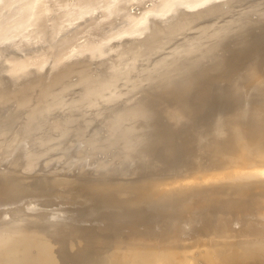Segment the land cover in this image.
Wrapping results in <instances>:
<instances>
[{
    "label": "bare ground",
    "instance_id": "obj_1",
    "mask_svg": "<svg viewBox=\"0 0 264 264\" xmlns=\"http://www.w3.org/2000/svg\"><path fill=\"white\" fill-rule=\"evenodd\" d=\"M199 2L0 0V264H264V0Z\"/></svg>",
    "mask_w": 264,
    "mask_h": 264
},
{
    "label": "rangeland",
    "instance_id": "obj_2",
    "mask_svg": "<svg viewBox=\"0 0 264 264\" xmlns=\"http://www.w3.org/2000/svg\"><path fill=\"white\" fill-rule=\"evenodd\" d=\"M251 86L252 85H250V83H248L247 84V88H251ZM235 88V87H234ZM213 93H215V92H212V93H209L208 95H207V98H206V95L205 96H203L204 98H203V100H204V104H203V106H205V109H206V107H208L209 108V105L212 103V101H213V99H214V97H216L217 96V93L214 95ZM235 103H234V101H233V103H231V104H239V103H242L243 102V100H244V97L241 95V93H240V91H238V92H235ZM209 97V98H208ZM207 99V100H206ZM243 99V100H242ZM254 99H257V97H254ZM207 101H210V102H207ZM229 101V100H228ZM227 103H229L230 104V102H227ZM167 104H168V106L170 105L171 106V108H173V107H175L176 108V106H179L180 105V102L178 101H175V102H173V101H170V102H167ZM166 104V105H167ZM195 104H197V103H195ZM166 105H162V108H161V111L162 112H160V115H162V114H164V115H162L163 117H161L162 118V120L163 121H165V122H167L166 123V125L168 126H166L167 128H166V132H168V129L170 130V132L169 133H171L172 131V133L171 134H173L174 132L176 133L175 134V136H177V138H178V140H177V138H174L173 136V139H175L174 141H172V137H170L171 138V142L170 143H172V142H174L175 144H173V145H170V146H172V147H170V148H173V149H171V150H169L170 152H169V154H170V156L173 154V158H176V157H178L180 154H181V150H180V147H178L179 146V136H180V132H181V130H182V128L183 127H186V126H183L182 124H181V126H183L181 129H180V123H177V122H174V124H173V122L171 121V119H169L168 118V116H167V112H169L168 111V109L169 110H171L170 109V106L166 109L164 106H166ZM215 106H217V101H216V103L214 104ZM214 106V107H215ZM178 108V107H177ZM229 109L231 108V107H228ZM174 109V108H173ZM217 110H218V108H217ZM222 110H227V108H222ZM201 113L200 114H202V112H204V108H202V111H200ZM217 112V111H216ZM225 112V111H224ZM199 114V112H195L194 114H193V116L192 117H190L188 120H192L193 122H200V116L198 115ZM194 115H197V118H194ZM203 115H205L204 113L201 115L202 116V118H204L203 117ZM216 116V115H215ZM214 116V117H215ZM167 120H165V119ZM168 118V119H167ZM214 119V118H213ZM212 118H210V120H211V122H213L212 120H213ZM185 121H183L182 123H184ZM186 122H188L187 120H186ZM186 122H185V125H186ZM209 121H207V123H208ZM172 123V124H171ZM192 122H190V124H191ZM171 124V125H170ZM175 124H177L176 126H174L175 127V129H176V127H179V129L177 128L176 130H174V129H171V127L173 126V125H175ZM189 124V123H188ZM187 124V125H188ZM189 124V125H190ZM174 127H172V128H174ZM208 127V126H207ZM208 128H210V126L208 127ZM202 132V131H201ZM207 131H204L203 130V133H206ZM169 133H168V135H169ZM178 134H179V136H178ZM205 135H207V134H205ZM169 136H171V135H169ZM176 142H178L177 144H178V146H176ZM169 143V144H170ZM192 147L194 148L195 146H194V144H192ZM169 148V149H170ZM175 148V149H174ZM180 151H179V150ZM172 150H174V152L172 151ZM177 150V151H176ZM172 151V152H171ZM175 151H176V154H175ZM178 151H179V154H177L178 153ZM175 154V155H174ZM176 156V157H175ZM202 156H204L203 154H202ZM171 157V158H172ZM186 158H182L183 160L181 161V162H176V161H174V159H170V161L169 162H167V163H170L171 164V168H177L178 170L180 169V168H182V169H180V170H183V167H189L190 165H191V163L193 164V161H192V156H191V154H189V155H186L185 156ZM172 160V161H171ZM174 161V162H173ZM168 165V164H167ZM168 166H170V165H168ZM170 168V169H171ZM151 178H153V177H151ZM81 183V182H80ZM26 186L27 187H29L30 188V190H31V193H33V192H35V191H37V192H40V193H42V194H45V195H48V196H50V195H52V194H54L56 191H58L59 190V192L60 191H62V190H64V189H62V187H66L67 189L66 190H68L69 191V193H64V192H60L62 195H64L66 198H69L68 200H73V201H79V200H81L80 198L81 197H83L84 195H86V196H92V197H94V192L93 191H90L89 189H87L86 187H84V186H81V184H76V185H74V184H70V185H67V186H60L59 188L56 186V184H54L52 181L51 182H49V181H44V180H28V183L26 184ZM9 186L8 185H5V184H2L1 182H0V199H6L7 198V196L6 197H4V195L5 194H7L8 193V188ZM84 187V188H83ZM55 188V189H54ZM82 188V190L81 191H79V189H81ZM53 189L54 190H56V191H53ZM80 193H82V194H80Z\"/></svg>",
    "mask_w": 264,
    "mask_h": 264
},
{
    "label": "snow or ice",
    "instance_id": "obj_3",
    "mask_svg": "<svg viewBox=\"0 0 264 264\" xmlns=\"http://www.w3.org/2000/svg\"><path fill=\"white\" fill-rule=\"evenodd\" d=\"M182 7H187V5H181ZM196 7L206 8L207 11L211 12L215 9L222 7L217 0H200L196 4ZM224 37H221L223 40ZM177 57L182 55L181 50H177ZM179 60H177V64ZM177 64H169L167 66H161L160 64L153 65L146 70L144 74L143 84L144 87L139 89L136 95L131 96L127 103H134V106L143 108L146 112L149 111L154 103L153 90L155 86L159 83H163L165 79L171 76L175 71H177ZM98 95H100L98 93ZM107 98L101 97V101L97 104L99 108H105L107 104ZM101 136L106 134V129L101 127L97 130Z\"/></svg>",
    "mask_w": 264,
    "mask_h": 264
}]
</instances>
